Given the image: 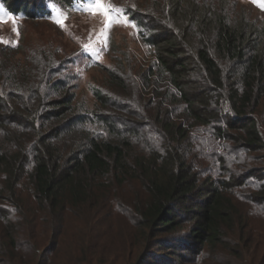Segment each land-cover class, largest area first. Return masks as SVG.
I'll return each instance as SVG.
<instances>
[{
	"label": "trees",
	"instance_id": "obj_1",
	"mask_svg": "<svg viewBox=\"0 0 264 264\" xmlns=\"http://www.w3.org/2000/svg\"><path fill=\"white\" fill-rule=\"evenodd\" d=\"M54 1L0 3L38 19ZM123 9L150 59L106 66L91 106L67 71L73 51L55 37L0 45V264H102L96 227L117 210L110 181L143 189L154 238L177 242L182 231L215 247L236 236L239 255L264 246V164L255 155L264 156V19L230 0ZM236 198L259 207L258 228Z\"/></svg>",
	"mask_w": 264,
	"mask_h": 264
},
{
	"label": "rangeland",
	"instance_id": "obj_2",
	"mask_svg": "<svg viewBox=\"0 0 264 264\" xmlns=\"http://www.w3.org/2000/svg\"><path fill=\"white\" fill-rule=\"evenodd\" d=\"M13 1L31 6L36 0ZM144 1L150 0H106L115 8L122 9L127 6L132 9L138 8ZM230 1L234 6L249 12L257 19H264V7L261 6L264 5V0ZM53 3L66 16L63 27L55 22L57 13L52 6L50 16L35 19L13 14L0 3V16H3L0 20V39L8 41L7 44L32 45L46 40V36L55 37L57 44L60 43L68 51H73L72 56L75 58L68 64L67 71L75 75L73 81L76 97L86 105L91 106L96 103L92 86L103 80L106 66L115 65V62L127 64L125 59L128 57L132 59L131 65L143 64L150 59L148 48L138 35L137 28L122 23L113 24L107 33V44L103 45L97 42L98 36L105 29L106 20L103 15L77 11L81 3L79 1L73 5L67 0H55ZM2 44L5 43H0ZM85 45H92L95 51L86 49ZM255 155L260 157L261 163H259L264 164L262 153L255 152ZM108 184H110L108 185L110 205L115 204L117 210L112 208L106 212L100 225L96 227V234L101 233L99 236L106 246V252L98 259L102 264H264L263 244L258 249H254V246H250L249 249L246 247L239 255L234 250L236 246L233 241L241 243L243 239L238 240L236 236H228L224 242L215 247L208 243L202 244L193 235L186 234L185 237L182 231L172 236L176 237L177 242L170 241L171 234L154 238V231L148 229L145 225V217L142 216L145 205L143 189L134 181L117 187L111 181ZM238 192L243 193V190L239 189ZM235 201L240 207L243 220H246L245 213H252L247 220L254 228H258L262 219L256 213L259 207L238 198ZM249 233L252 235V240H249L251 235L244 237L248 239L247 244L253 245L256 237L253 233ZM187 243L191 245L185 247ZM174 260L179 262L173 263Z\"/></svg>",
	"mask_w": 264,
	"mask_h": 264
},
{
	"label": "snow or ice",
	"instance_id": "obj_3",
	"mask_svg": "<svg viewBox=\"0 0 264 264\" xmlns=\"http://www.w3.org/2000/svg\"><path fill=\"white\" fill-rule=\"evenodd\" d=\"M264 7V5H261ZM54 11L57 13V17L55 22L60 24L61 27L64 26V19L66 16L59 8L56 7L55 3L52 5ZM77 11L83 10L87 12H91L92 14L99 13L105 17V29L101 32L100 36L97 38V42L103 45L107 44V33L110 31L113 24L122 23L125 26H131L132 28L136 29L137 26L134 21L129 20L127 15H125V10L122 8H115L110 3H107L106 0H81L79 7L76 9ZM3 19V16H0V20ZM0 43H9L8 41H4L0 39ZM13 47L16 45L13 44ZM86 49L95 51V48L92 45H85Z\"/></svg>",
	"mask_w": 264,
	"mask_h": 264
}]
</instances>
